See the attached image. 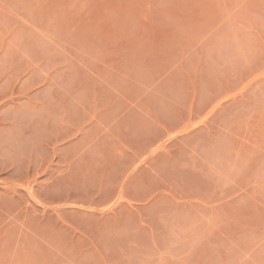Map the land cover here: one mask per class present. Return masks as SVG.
Segmentation results:
<instances>
[{
  "label": "crops",
  "instance_id": "1",
  "mask_svg": "<svg viewBox=\"0 0 264 264\" xmlns=\"http://www.w3.org/2000/svg\"><path fill=\"white\" fill-rule=\"evenodd\" d=\"M139 5L0 49V264H264V0Z\"/></svg>",
  "mask_w": 264,
  "mask_h": 264
},
{
  "label": "rangeland",
  "instance_id": "2",
  "mask_svg": "<svg viewBox=\"0 0 264 264\" xmlns=\"http://www.w3.org/2000/svg\"><path fill=\"white\" fill-rule=\"evenodd\" d=\"M141 1L145 0H0V49L15 33L17 22H24L28 14L39 16L43 22H54L56 17L72 12L133 11ZM5 136L6 133L0 131V160L17 154V149L5 146Z\"/></svg>",
  "mask_w": 264,
  "mask_h": 264
}]
</instances>
